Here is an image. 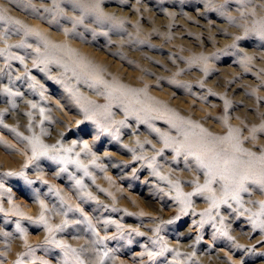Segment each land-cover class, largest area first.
I'll return each instance as SVG.
<instances>
[{
    "label": "rangeland",
    "instance_id": "obj_1",
    "mask_svg": "<svg viewBox=\"0 0 264 264\" xmlns=\"http://www.w3.org/2000/svg\"><path fill=\"white\" fill-rule=\"evenodd\" d=\"M84 1L0 0V264H264V0Z\"/></svg>",
    "mask_w": 264,
    "mask_h": 264
},
{
    "label": "bare ground",
    "instance_id": "obj_2",
    "mask_svg": "<svg viewBox=\"0 0 264 264\" xmlns=\"http://www.w3.org/2000/svg\"><path fill=\"white\" fill-rule=\"evenodd\" d=\"M85 5L90 8H96L98 1L97 0H86L84 1ZM49 41L53 42L52 40L54 37L52 36V33H49L47 35ZM65 43V44H64ZM64 43H59L60 47L63 49V51L67 52L70 54V56L73 58V65L74 66H79L83 68L84 70L90 72H94L96 76L102 80H105L104 75L102 72H100L101 68V63H99L93 55L88 52V51H78L76 53V44L73 41L67 40ZM196 46V45H195ZM192 60H200L203 57V54L200 52H192ZM107 84H110V86L114 89L117 90L120 93H130L131 97L142 104H144L148 109L150 110H156L161 113H165L172 118H179L180 112L178 109V105L174 103L170 99V97L166 96L165 93H157L150 91L144 87H139V86H131L123 80L119 76H113L112 78L107 80ZM182 101V100H181ZM189 121L194 124L198 129H200V132H204L206 129L204 125L195 119H189ZM240 126L237 123L234 122H229L228 123V130L226 133V138L232 142L234 147H236L239 150H243V147L241 146L239 142V134H240ZM187 134V141L185 145L189 147L190 153H194L197 158H199L203 163L205 162L206 164H209L211 167V172L212 174L214 173H220L223 174L226 177H237L238 175H241V178H244L246 175H243V168L244 165L239 162V165L235 164H229L225 161L224 157H220L216 154H209L206 157L200 156L197 152L200 151V149H204L205 142L203 141L200 147H196L197 142L193 140L194 135L188 130L186 131ZM255 136V139H258V135H253ZM203 147V148H202ZM193 155V154H192ZM221 163H220V162ZM242 165V166H240ZM226 192V191H225ZM223 192V194L225 193Z\"/></svg>",
    "mask_w": 264,
    "mask_h": 264
},
{
    "label": "snow or ice",
    "instance_id": "obj_3",
    "mask_svg": "<svg viewBox=\"0 0 264 264\" xmlns=\"http://www.w3.org/2000/svg\"><path fill=\"white\" fill-rule=\"evenodd\" d=\"M33 107H35V105H33ZM85 147H87V146H85ZM190 154H193L194 155V153H190ZM201 164L203 165V161H201ZM247 190L248 189L246 187H244L243 182L241 181L239 183V185L237 186L236 195H234L233 198L235 199V198L238 197L239 191H245L246 192ZM189 195H191V194H189ZM225 203H226V201H225ZM177 219H178V217H177ZM168 223H172V221H168ZM258 226L264 227V224L258 225Z\"/></svg>",
    "mask_w": 264,
    "mask_h": 264
}]
</instances>
